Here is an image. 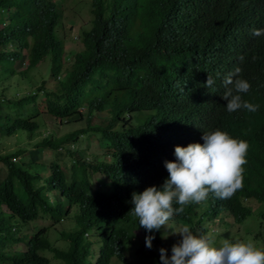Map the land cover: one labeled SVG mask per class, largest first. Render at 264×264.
I'll use <instances>...</instances> for the list:
<instances>
[{
  "label": "clouds",
  "instance_id": "obj_1",
  "mask_svg": "<svg viewBox=\"0 0 264 264\" xmlns=\"http://www.w3.org/2000/svg\"><path fill=\"white\" fill-rule=\"evenodd\" d=\"M142 23V28L134 30L138 36L133 46L126 48L127 37ZM23 30L32 45L30 35L38 33L40 46L47 45L46 59L36 71L29 70L33 52L23 50L21 61H13L19 77L5 76L0 70V100L20 104L12 106L15 122L28 115L27 122L38 125L35 139L25 138L29 148L45 139L63 141L59 149L48 148L44 153L55 152L58 158L63 153L59 165L71 184L81 158L90 164L102 160L92 153L95 140L109 155L114 151L108 140L102 141L111 133L124 144L123 150L138 148L148 184L142 193H132L129 214L134 217L128 227H133L122 230L137 226L136 239L149 249L156 237H145L144 229L164 237L174 234L175 239L169 237L170 258L167 249L159 250L161 264H264V247L252 237L217 242V236L225 232L221 231L223 221L235 222L234 206L255 209L252 203H258L257 194L262 193L251 177L253 168H264V0H0V58L14 56ZM88 36L104 46L108 38L117 52L124 48L128 55H137V70L126 84L133 108L125 112L124 123L116 124L111 108L90 111L83 106L77 110L83 119L76 122L48 113ZM53 40L65 45L66 54L54 62L48 57V47L58 52ZM128 76L129 68L119 80ZM12 80L17 81L15 86ZM100 81L94 76L82 84L73 92V100L88 98ZM41 106L46 109V127L38 124ZM107 114H112V121L108 122ZM96 118L100 122L95 123ZM110 124L112 129L106 130ZM116 155L115 172L111 177L104 172L111 185L122 163ZM1 172L0 190L4 187ZM8 174L5 171L3 179ZM70 184L55 183L47 191L50 202L64 200ZM118 199L115 192L107 193V220L95 222L77 239L72 234L78 225L56 221L43 210L32 222L31 236L21 244V251L38 254L44 259L41 264L134 262L136 252L117 259L119 252L109 243L117 225L114 201ZM186 209L199 213L198 225L176 220ZM229 226L228 222L227 232Z\"/></svg>",
  "mask_w": 264,
  "mask_h": 264
},
{
  "label": "trees",
  "instance_id": "obj_2",
  "mask_svg": "<svg viewBox=\"0 0 264 264\" xmlns=\"http://www.w3.org/2000/svg\"><path fill=\"white\" fill-rule=\"evenodd\" d=\"M125 20L132 26L136 25L129 18H125ZM142 26L143 23L139 24L131 32L132 35L129 34L126 48L133 46L135 38L138 36L137 31L134 30L140 29ZM26 35L27 33L23 30L22 41H20V46L14 54L15 57L0 58V66L2 67L0 70L3 75L8 77L17 75L19 77L13 61L15 64L21 61L23 50L26 52L29 50V55L31 50L33 52L30 57L29 70L36 71L41 62L46 59L47 45L40 46L38 33L35 31L30 35L34 40V45L31 44L30 37ZM105 40L108 46L95 42V39H91L89 36L85 38L83 42L84 50L75 55L70 69L66 71L65 81L60 88V96L57 97V102L55 101L47 107L48 113L52 116L76 122L78 119H83L77 110L87 105L90 111L94 108L99 110L111 108L116 124L124 123L125 112L133 108V103L128 98L129 91L126 84L130 73L137 70V55H128L124 48H120L117 52L115 42L110 41L108 38ZM53 43L58 52L48 47L51 50V55L48 57L52 58L54 62L65 57L66 54L65 45L57 40H53ZM128 68V78L125 81H120V75L125 74ZM138 68H143V65ZM39 74H41L40 69ZM94 76L101 77V81L90 90L89 97L73 100V92ZM13 105L18 107L20 104L15 105L11 100H0V171H2L1 183L4 186L0 190V264L44 263V259L38 254L34 252L26 254L21 251V244L31 236L32 222L43 214V210L54 217L56 221L70 220L73 225H78L79 229L72 234V238L77 239L95 222L99 223L101 220H107L105 219V212L108 207H105V203H108V201H105V197L110 192H115L117 198H119L114 201L117 225L112 240L109 242L112 245V250L119 252L115 257L118 259L125 253L136 252L134 253V262L126 264H159V262L161 264L159 250L164 248L167 249V255L170 258L173 245L169 244V237H164V235L155 231L149 234L143 228L144 234H146L145 237L147 235L156 237L153 241V251L143 254L146 245L143 241L136 239L134 235V232L139 230L137 226L129 232H127L128 230H122L132 225L131 221L134 215L129 214L133 207L130 203L132 193H142L148 188L143 173L146 170L143 169L144 159L137 147L123 150L124 144H119L117 136L108 133L102 138V141L108 140L111 150H114L109 152L112 163L107 162L105 164L106 162L104 163L103 160H98L90 164L81 158L75 167L76 170L74 169L72 183L69 185L72 186L71 191L64 194V200L52 204L47 191L51 190L55 183L64 186L70 182L65 181L66 177L64 178L59 165L63 153H59L60 157L58 158L55 152L47 154L44 153V150L48 148L57 150L63 146V141L54 139H45L42 142L36 141L32 144L33 148H29V145L25 147L31 151L17 147L20 145L17 144L16 138L20 134H26L27 137L25 138L31 139L30 142L35 139L34 135L38 131V125H35L31 120L27 122L28 115L20 118L22 121L15 122L16 117L12 116ZM33 113H37V111L35 110ZM39 115L40 113L33 118ZM113 125L110 124L106 130L112 129ZM94 132L96 136H99L96 131ZM117 132L119 135L121 134V130ZM3 135L7 139H11V136L15 137V140H12L13 147H10V141H6ZM117 153L122 163L119 165L117 178L116 180L113 179L115 182L111 185L108 183L104 172L106 171V175L109 177L115 172L113 171V164L117 161ZM22 155L23 158L21 159ZM5 171L9 174L6 179H3ZM251 181L262 192L257 194L259 206L244 211V208H241L240 205H235L232 210L235 215L233 218L235 222L229 221V232H224L220 237L217 236L218 243L222 238H229L231 230L236 225L246 224V221L253 214H256L260 219L258 229L255 232H249L247 228L245 239L252 237L258 242V246L264 247V168H253ZM59 188L61 187L59 186ZM74 190L79 191L75 194ZM98 200L100 201L98 202ZM176 220L179 223H184L187 220L198 225L199 213L193 209H186L182 214L176 216ZM222 224L225 225V228L228 227L226 220ZM131 227L133 226L128 227V229ZM193 232L199 234L196 230H193ZM177 243L175 242L174 245ZM108 250L109 247H107V256L109 257L111 253Z\"/></svg>",
  "mask_w": 264,
  "mask_h": 264
},
{
  "label": "rangeland",
  "instance_id": "obj_3",
  "mask_svg": "<svg viewBox=\"0 0 264 264\" xmlns=\"http://www.w3.org/2000/svg\"><path fill=\"white\" fill-rule=\"evenodd\" d=\"M13 82V85L15 86L17 81L15 80H12ZM153 85V82H149V85ZM17 93H19V91H17ZM16 108V107H15ZM41 112L44 114L41 115L40 119L38 120V124L39 126H43V127H46L47 123H46V117L45 115L46 114V109H45V106H41L40 108ZM106 119L108 120V122L112 121L113 120V116L112 114H107L106 115ZM47 120H49L47 118ZM94 122H100V120L98 118H96L94 120ZM25 137H27L26 134H20L19 137L16 138V141H17V144H19L20 146H17V147H26L28 146L26 140H25ZM15 137L11 138V140H13ZM9 139L6 138V141H8ZM13 143L10 141V147H13ZM92 153H94L95 155H97L100 159L104 160V161H108L110 162L111 161V157L108 153H106L104 150L100 149L99 148V145H98V142L95 140L92 144ZM20 166H21V162H20ZM70 184V183H69ZM252 207L253 208H257L258 207V203L256 201H253L252 203ZM228 222H229V219H228ZM233 222V221H231ZM246 223H248L247 225H244V224H241V225H236L232 230H231V236H229L228 239L232 240L233 242L237 241V240H245V236H246V229L248 228L249 229V232H255L257 229H258V224H260V219L259 217L256 215V214H253L247 221ZM220 230V229H219ZM218 230V231H219ZM222 233L225 231L227 232V227L225 229L222 228ZM177 233V232H175ZM136 236V235H135ZM170 239H175L176 236L173 234V235H170L169 236ZM141 240H144L143 237H141ZM97 242L99 243V240H97ZM153 249H149L147 246H146V252H152Z\"/></svg>",
  "mask_w": 264,
  "mask_h": 264
}]
</instances>
